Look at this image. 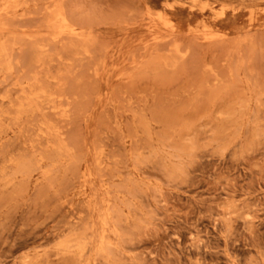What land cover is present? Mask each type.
I'll return each mask as SVG.
<instances>
[{"label":"rangeland","instance_id":"obj_1","mask_svg":"<svg viewBox=\"0 0 264 264\" xmlns=\"http://www.w3.org/2000/svg\"><path fill=\"white\" fill-rule=\"evenodd\" d=\"M0 264H264V0H0Z\"/></svg>","mask_w":264,"mask_h":264}]
</instances>
